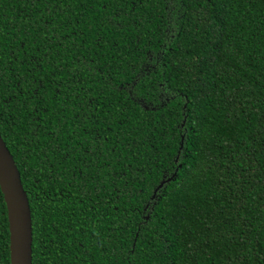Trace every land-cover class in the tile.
<instances>
[{"label": "trees", "instance_id": "16d2710c", "mask_svg": "<svg viewBox=\"0 0 264 264\" xmlns=\"http://www.w3.org/2000/svg\"><path fill=\"white\" fill-rule=\"evenodd\" d=\"M0 136L32 264H264V0H0Z\"/></svg>", "mask_w": 264, "mask_h": 264}, {"label": "water", "instance_id": "95a60500", "mask_svg": "<svg viewBox=\"0 0 264 264\" xmlns=\"http://www.w3.org/2000/svg\"><path fill=\"white\" fill-rule=\"evenodd\" d=\"M0 192L7 214L9 263L32 264V220L29 201L14 159L1 136Z\"/></svg>", "mask_w": 264, "mask_h": 264}]
</instances>
